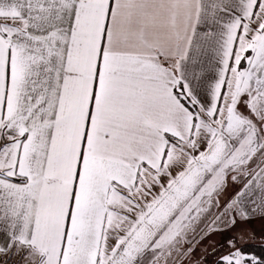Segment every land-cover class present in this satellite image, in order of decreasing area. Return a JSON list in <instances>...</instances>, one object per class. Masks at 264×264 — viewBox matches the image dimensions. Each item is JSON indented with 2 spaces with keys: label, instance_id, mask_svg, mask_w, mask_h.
Returning <instances> with one entry per match:
<instances>
[{
  "label": "snow or ice",
  "instance_id": "1",
  "mask_svg": "<svg viewBox=\"0 0 264 264\" xmlns=\"http://www.w3.org/2000/svg\"><path fill=\"white\" fill-rule=\"evenodd\" d=\"M0 264H264V0H0Z\"/></svg>",
  "mask_w": 264,
  "mask_h": 264
},
{
  "label": "crops",
  "instance_id": "2",
  "mask_svg": "<svg viewBox=\"0 0 264 264\" xmlns=\"http://www.w3.org/2000/svg\"><path fill=\"white\" fill-rule=\"evenodd\" d=\"M251 227L258 232L261 229V224H260L259 221H256V222L253 223V225ZM216 239H219V236H217ZM200 251H201V246H200V249L197 250L196 255H199Z\"/></svg>",
  "mask_w": 264,
  "mask_h": 264
},
{
  "label": "rangeland",
  "instance_id": "3",
  "mask_svg": "<svg viewBox=\"0 0 264 264\" xmlns=\"http://www.w3.org/2000/svg\"><path fill=\"white\" fill-rule=\"evenodd\" d=\"M199 249H200V246H198L197 250H199Z\"/></svg>",
  "mask_w": 264,
  "mask_h": 264
}]
</instances>
